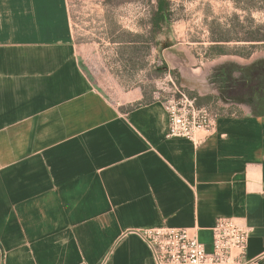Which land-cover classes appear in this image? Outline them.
Listing matches in <instances>:
<instances>
[{
  "label": "crops",
  "instance_id": "crops-1",
  "mask_svg": "<svg viewBox=\"0 0 264 264\" xmlns=\"http://www.w3.org/2000/svg\"><path fill=\"white\" fill-rule=\"evenodd\" d=\"M68 1L0 0V264H156L140 233L162 226L209 253L218 218L264 264V113L238 101L201 145L168 139L164 103L92 88Z\"/></svg>",
  "mask_w": 264,
  "mask_h": 264
},
{
  "label": "rangeland",
  "instance_id": "rangeland-1",
  "mask_svg": "<svg viewBox=\"0 0 264 264\" xmlns=\"http://www.w3.org/2000/svg\"><path fill=\"white\" fill-rule=\"evenodd\" d=\"M169 1V22L156 33L154 0L68 1L92 88L114 105L132 98L127 109L184 94L216 116L242 113L238 101L264 113V0Z\"/></svg>",
  "mask_w": 264,
  "mask_h": 264
},
{
  "label": "built area",
  "instance_id": "built-area-1",
  "mask_svg": "<svg viewBox=\"0 0 264 264\" xmlns=\"http://www.w3.org/2000/svg\"><path fill=\"white\" fill-rule=\"evenodd\" d=\"M168 117V139H186L201 145L216 130L217 116L195 106L184 94L164 103ZM212 250L206 252L188 229L156 227L140 236L152 252L156 264H247V229L229 218H218L212 227Z\"/></svg>",
  "mask_w": 264,
  "mask_h": 264
},
{
  "label": "trees",
  "instance_id": "trees-1",
  "mask_svg": "<svg viewBox=\"0 0 264 264\" xmlns=\"http://www.w3.org/2000/svg\"><path fill=\"white\" fill-rule=\"evenodd\" d=\"M155 8L151 17V27L152 32H159L162 27L166 26L169 22L170 18V1L169 0H154ZM258 42H264L263 40H259ZM210 50L216 51V55H223L224 49L221 45H214L210 47ZM264 92V89H262Z\"/></svg>",
  "mask_w": 264,
  "mask_h": 264
}]
</instances>
